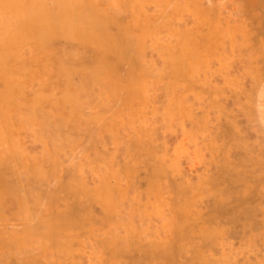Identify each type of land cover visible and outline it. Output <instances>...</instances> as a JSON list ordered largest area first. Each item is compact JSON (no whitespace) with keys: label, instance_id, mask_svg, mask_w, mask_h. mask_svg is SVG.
Wrapping results in <instances>:
<instances>
[{"label":"rangeland","instance_id":"rangeland-1","mask_svg":"<svg viewBox=\"0 0 264 264\" xmlns=\"http://www.w3.org/2000/svg\"><path fill=\"white\" fill-rule=\"evenodd\" d=\"M0 165V264H264V0H0Z\"/></svg>","mask_w":264,"mask_h":264},{"label":"bare ground","instance_id":"bare-ground-1","mask_svg":"<svg viewBox=\"0 0 264 264\" xmlns=\"http://www.w3.org/2000/svg\"><path fill=\"white\" fill-rule=\"evenodd\" d=\"M3 1V0H2ZM33 0H31V2H32ZM43 1V0H42ZM76 1V0H75ZM79 1V0H78ZM12 2V1H11ZM21 2V1H20ZM24 2V1H23ZM38 2H39V0H38ZM4 3V2H3ZM22 3V2H21ZM29 3H30V1H29ZM36 3H37V1H36ZM54 3H55V1H54ZM73 3V2H72ZM77 3V2H76ZM9 4H11V3H9ZM33 4V3H32ZM38 4V3H37ZM45 4H46V2H45ZM62 4H63V2H62ZM74 4H75V2H74ZM26 5V4H25ZM51 5H52V3H51ZM57 5V4H56ZM65 5V4H64ZM76 5V4H75ZM12 6V5H11ZM33 5H31V7H32ZM36 6V5H35ZM46 6H47V4H46ZM45 6V7H46ZM70 6V5H69ZM72 6H74V5H72ZM81 6V5H80ZM49 7H51V6H49ZM54 7H55V5H54ZM67 7V6H66ZM71 7V6H70ZM69 7V8H70ZM78 7H79V5H78ZM77 7V8H78ZM10 8V7H9ZM16 8H18V7H16ZM51 8H53V7H51ZM51 8H50V10H51ZM58 8V7H57ZM68 8V7H67ZM83 8V7H82ZM91 8V7H90ZM32 9V8H31ZM44 9V8H43ZM61 9V8H60ZM96 9V8H95ZM9 10V9H8ZM17 10V9H16ZM20 10V9H19ZM47 10V9H46ZM45 10V11H46ZM59 10V9H58ZM67 10V9H66ZM24 11V10H23ZM48 11V10H47ZM63 11V10H62ZM90 11V10H89ZM2 12V11H1ZM34 12V11H33ZM32 12V13H33ZM36 12V11H35ZM38 12H40V11H38ZM41 12H42V10H41ZM49 12V11H48ZM87 12V11H86ZM85 12V13H86ZM94 12H95V10H94ZM102 12V11H101ZM6 13H9V11L8 12H6ZM15 13V12H14ZM19 13V12H18ZM21 13H22V11H21ZM21 13H19V14H21ZM31 13V12H30ZM45 13H47V12H45ZM54 13V14H53ZM53 13H51V16H52V14H53V16H56V13H55V11H53ZM66 13H67V11H66ZM84 13V14H85ZM97 13V12H96ZM39 14V13H38ZM47 14H49L50 15V12L49 13H47ZM47 14H45V15H42L43 16V18H44V16H47ZM61 14V13H60ZM64 14V13H63ZM77 14V13H76ZM83 14V13H82ZM87 14V13H86ZM89 14H91V13H89ZM103 14V13H102ZM18 15V14H17ZM70 15V14H69ZM101 15V14H100ZM21 16V15H20ZM41 15H39L38 17H40ZM53 16L51 17L52 18V20L53 21H55L54 20V18H53ZM86 16V15H85ZM89 16H91V15H89ZM97 16V15H96ZM10 17V16H9ZM37 17V16H36ZM87 17V16H86ZM85 17V18H86ZM99 17H101V16H99ZM2 18V17H1ZM6 18V17H5ZM58 17H56V19H57ZM26 19H28V18H26ZM89 19V18H88ZM41 20H43V19H41ZM50 20V19H49ZM27 21V20H26ZM28 22L30 23V21L28 20ZM28 22H26V24L28 23ZM1 23H3V22H1ZM19 23V22H18ZM35 23V22H34ZM18 25V24H17ZM24 25V24H23ZM39 25V24H38ZM41 25H42V23H41ZM38 26V28H36L35 30L37 31L38 29H41V28H39V27H43V26H45V24H43V26ZM54 25V24H53ZM53 25H52V27H53ZM19 26V25H18ZM28 26V25H27ZM29 26H32V24L30 23V25ZM48 27V26H47ZM47 27H44V28H42V29H44V30H46V28ZM50 27H51V25L49 26V30H50ZM52 27H51V29H52ZM11 28V27H10ZM25 28V27H24ZM65 28V27H64ZM63 28V29H64ZM14 29V28H13ZM17 29H19V28H17ZM42 29L40 30V32H42ZM66 30V29H65ZM21 31V30H20ZM47 31V30H46ZM52 32H53V30H51ZM51 31H49L50 33H51ZM4 32V31H3ZM40 32H39V30L37 31V32H32L33 34L35 33V35L36 36H38L39 34H40ZM54 32H55V30H54ZM24 33H26L25 31H24ZM30 34V31H28L26 34ZM38 35H37V34ZM49 34V33H48ZM31 35V34H30ZM43 35V34H42ZM46 35V34H45ZM69 35V34H68ZM26 36H28V35H26ZM64 36V35H63ZM50 38V37H49ZM11 39H13V38H11ZM41 39V38H40ZM59 39H61V38H59ZM7 40H9V39H7ZM14 40V39H13ZM32 40V39H31ZM43 40V39H42ZM38 41H39V39H38ZM49 41V40H48ZM52 41V40H51ZM96 42H97V44L96 45H99V44H101V42L99 41V40H95ZM95 41H93V43L95 44L96 42ZM115 41V40H114ZM4 42L5 41H3V44H4ZM11 42H12V40H11ZM16 41H14V43H15ZM42 42V41H41ZM100 42V43H99ZM9 43V42H8ZM26 43V42H25ZM24 43V44H25ZM36 43V42H35ZM39 43H40V41H39ZM3 44H2V46H3ZM22 44V43H21ZM20 43H19V45H21ZM42 44V43H41ZM103 44V43H102ZM111 44V43H110ZM117 44H118V42H117ZM43 45V44H42ZM120 45H121V43H120ZM8 45H6V47H7ZM12 46V45H11ZM18 46V45H17ZM40 47H41V45H39ZM38 46V47H39ZM48 47V46H47ZM98 48H104V46L103 45H99V46H97ZM112 47V46H111ZM15 48V47H14ZM116 48V47H115ZM19 49V48H18ZM34 49V48H33ZM132 49V48H131ZM6 50H7V48H6ZM46 50V49H45ZM103 50V49H102ZM11 51V50H10ZM127 51H129V50H127ZM10 53V52H9ZM131 55V54H130ZM7 60V59H6ZM3 91V90H2ZM4 92V91H3ZM7 92V91H6ZM1 97H3L2 95H1ZM4 110V109H3ZM3 112V111H2ZM5 170H3L2 171V167H1V165H0V187H1V189H3L2 188V181H4L3 180V174H5V172H4ZM8 173V172H7ZM262 175V174H261ZM7 176V175H6ZM259 177H261V176H259ZM258 178V177H257ZM256 178V179H257ZM6 180V179H5ZM16 180V179H15ZM261 182V181H260ZM6 184V183H5ZM4 184V185H5ZM16 184H17V181H16ZM252 186V185H251ZM17 187H18V185H17ZM257 187V186H256ZM22 188V187H21ZM257 189V188H256ZM3 191V190H2ZM255 191V190H254ZM257 191V190H256ZM4 192V191H3ZM249 192V191H248ZM250 194V196H251V193H249ZM249 196V195H248ZM264 197V196H263ZM26 198H27V196H26ZM25 198V199H26ZM248 198V197H247ZM262 198V197H261ZM260 198H258V200H259ZM264 199V198H263ZM262 200V199H261ZM248 201V200H247ZM251 203V202H250ZM260 203H262L261 201H260ZM20 204V203H19ZM259 207H261V206H259ZM0 209H1V207H0ZM21 209V208H20ZM0 211H2V210H0ZM23 211V210H22ZM24 213V212H23ZM17 214H18V212H17ZM20 215V214H19ZM15 216V215H14ZM16 216H18V215H16ZM23 216V215H22ZM14 219H16V218H14ZM32 219V217H30V218H28V220H31ZM18 220V219H17ZM20 220V219H19ZM1 221H3V220H1ZM30 222V221H29ZM1 224V223H0ZM3 226V225H2ZM32 226V225H31ZM1 233V232H0ZM10 256V255H9ZM13 256V255H12ZM21 259V258H20ZM31 262V261H30ZM7 264V263H6ZM39 264V263H38Z\"/></svg>","mask_w":264,"mask_h":264}]
</instances>
